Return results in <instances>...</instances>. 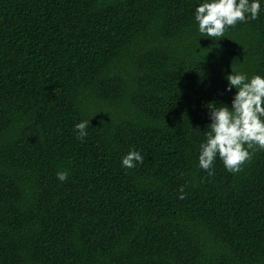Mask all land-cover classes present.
Returning <instances> with one entry per match:
<instances>
[{
	"label": "trees",
	"instance_id": "16d2710c",
	"mask_svg": "<svg viewBox=\"0 0 264 264\" xmlns=\"http://www.w3.org/2000/svg\"><path fill=\"white\" fill-rule=\"evenodd\" d=\"M197 3L0 0V264H264V150L198 167L224 76L264 75V5L214 42Z\"/></svg>",
	"mask_w": 264,
	"mask_h": 264
},
{
	"label": "clouds",
	"instance_id": "9594fccd",
	"mask_svg": "<svg viewBox=\"0 0 264 264\" xmlns=\"http://www.w3.org/2000/svg\"><path fill=\"white\" fill-rule=\"evenodd\" d=\"M262 5L264 0H198L194 11L197 32L202 38L219 41L229 29L258 19ZM224 79V91L235 90L231 105L216 102L206 105L210 123L199 145L198 167L209 175L213 174L217 158L228 172L238 173L252 159L254 151L250 150H264V75L249 76L231 68ZM89 127V120L77 123L76 138L84 140ZM143 161L140 151L130 149L122 157L121 167L134 169ZM57 179L66 181L67 171L57 172Z\"/></svg>",
	"mask_w": 264,
	"mask_h": 264
}]
</instances>
